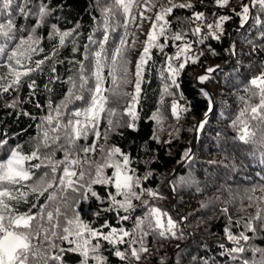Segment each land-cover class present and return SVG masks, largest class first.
Returning a JSON list of instances; mask_svg holds the SVG:
<instances>
[{"label":"snow or ice","instance_id":"6c2138e0","mask_svg":"<svg viewBox=\"0 0 264 264\" xmlns=\"http://www.w3.org/2000/svg\"><path fill=\"white\" fill-rule=\"evenodd\" d=\"M30 3L32 0H23L22 4L17 0H0V98L9 94L11 99L5 101V106L12 109L24 103L19 93L25 83L29 95H35L38 86L31 78L32 73L42 71V65L52 61L68 43L73 45L74 53L79 51L77 30H61L53 24L47 37L57 41L52 49L53 55L34 60L33 57L43 51L42 37L37 29L47 22L53 10L44 0L34 8L28 7ZM229 3L230 0H215L219 8ZM257 6L264 13V0L242 3L239 12L232 9L240 18L241 26L248 21L251 8ZM192 7L191 0L179 3L167 0L166 4L161 0H98L100 19L97 28L87 37L83 59L72 61L78 67L62 81L67 86L63 98L58 103L48 99L46 105L35 104L36 108L46 109V112L36 125L37 135L31 150L25 152L20 144L13 146L0 138V264H61L66 251L78 254L80 264H107L102 241L113 246L116 257L130 264L131 260L140 261L141 254L149 251L146 241L150 236L183 238L179 222L152 203L163 199V196L143 186V182L152 175L151 170L138 175V169L131 166V156L119 146L110 144L109 139L123 126L124 116L130 118L127 126L134 128V122L139 118L137 107L146 74L155 67L150 63L154 50L164 57L156 69L162 81L161 106L165 102L164 97H173L171 115L177 121L181 113L190 110L180 103L183 94L176 98L172 89H179L178 77L189 63H198L199 55H203L202 52L199 55L193 53V44H203L205 36L219 40L224 32L223 23L231 19L228 15H220L213 22L204 23L205 14L193 12L194 21L200 23L191 30L198 39L190 41L187 32L173 30L168 17L176 8ZM17 8L21 16L35 17V24L18 28L15 19ZM149 14H153L154 19ZM143 22L151 25L146 34ZM133 27L135 31H132ZM204 28H207V33H204ZM101 30L102 38L95 39V32ZM113 33L118 39L113 37ZM141 35L146 38L135 58L133 71L130 53L137 50ZM170 46L175 49L171 54L166 52ZM230 50L234 52V46ZM218 68V65L206 68L196 77L197 81L203 85ZM51 72L49 84L44 86L49 93L53 91L49 85L60 80L55 64ZM129 85L132 86L131 92L127 91ZM200 91L208 100V108L204 118L194 125L196 132L204 129L215 104L206 89L201 88ZM12 93L16 95L12 96ZM124 98H127L124 101L127 106L121 112L113 105ZM240 101L243 106L231 126L241 142L255 144L264 150V69L248 81ZM20 114L31 115L27 111ZM150 119L157 126H162L167 117L161 107L152 113ZM102 122L105 127H102ZM152 138L159 142L155 134ZM190 152L191 149L184 152L185 159H191ZM139 163L147 165L151 161L140 160ZM193 179L181 176L169 183L175 191L178 186L191 184ZM94 186H104L106 196L101 197ZM249 192V206H252L251 202H258L255 215L236 221L244 223L245 230L239 235L225 229L228 240L234 245L225 252L235 261L243 260V264L249 262L239 255L247 250L241 241L246 244L250 240L246 233L255 232V223L264 221V207H260L264 204V182L253 186ZM257 192L261 195H255ZM91 198L107 202L103 210L116 212L118 224L132 220V228L115 227L107 221L95 227L91 220L83 217L82 208L77 207L81 201ZM22 206H27L26 210H22ZM137 208L141 215H135ZM222 211L227 214L229 210L224 208ZM121 212L125 214L120 215ZM184 219L186 217H181ZM229 219L231 221V217ZM124 244L127 248L121 250L118 245Z\"/></svg>","mask_w":264,"mask_h":264},{"label":"trees","instance_id":"16d2710c","mask_svg":"<svg viewBox=\"0 0 264 264\" xmlns=\"http://www.w3.org/2000/svg\"><path fill=\"white\" fill-rule=\"evenodd\" d=\"M39 2L40 0H32L28 7L34 8ZM44 2L48 3L53 11L47 22L37 29L42 37L43 51L33 59L41 60L45 56L53 55L52 49L57 41L47 38L53 24L61 30H77L79 51L74 53L73 45L68 43L59 50L52 61H46L42 65V71L32 73L31 78L36 80L38 88L35 95L30 96L27 83L24 84L19 93L24 103L19 108L12 109L5 106V101L11 99L9 94L0 98V138L8 140L13 146L20 144L25 152L33 147L34 137L37 135L36 125L40 116L46 112V109L36 108L35 104L46 105L48 99L58 103L63 98L67 86L62 84V81L72 75L74 68L78 67V65L74 66L72 61L83 59L84 45L88 43L87 37L94 33L97 21L100 19L98 0H44ZM161 2L166 4L167 0ZM176 2H185V0H176ZM17 3L22 4L23 0H17ZM191 3L192 8H176L168 17L172 22L173 30L187 32L190 41L197 40V36L192 35L191 31L194 28L190 20L193 12L207 11L211 16L228 15L231 19L223 23L224 32L219 40L208 37L203 44H193L200 46L203 55H199L198 63H189L178 77L179 89H172L176 93V98L183 94L184 98L180 103L190 110L181 113L177 121L171 115L173 97H164L165 102L161 106L162 81L156 69L161 66L164 57L154 50L153 61L150 63L155 67L146 74L142 97L137 107L139 118L134 122V128L127 126L130 118L124 116L123 126L113 132L109 139L110 144L119 146L131 156L133 159L131 166L138 169V175H143L148 169L151 170L152 175L143 182V186L152 188L163 196V199L154 200L152 203L177 220L179 232L183 233L182 239L171 237L162 239L155 235L148 237L146 243L149 251L141 254L140 261L131 260L130 264H162V262L163 264H243V260L235 261L225 252V249L234 246L228 240L225 229L229 228L234 235H239L245 230L244 223H236V221L255 215L258 202H251L252 206H249L250 201L247 196L251 194L249 190L253 186L264 182V150L259 149L255 144L241 142L237 138L236 130L231 126L232 120L243 106L240 96L244 95L248 81L264 69V13L258 6L253 7L248 21L241 26L240 18L232 9L239 12L241 4L250 3V0H230V3L222 8L215 5V0H191ZM149 15L154 19L153 14ZM15 19L18 28L35 24V17L21 16L18 8L15 10ZM150 26L149 22H143L142 28L145 34ZM135 30L133 27L132 31ZM118 31L123 30L118 29ZM112 35L118 39L115 33ZM94 38L101 39L102 30L95 32ZM145 38L141 35L137 50L130 53L133 71L135 58L139 55ZM231 46H234L232 58ZM166 52L171 54L174 48L170 46ZM220 61L224 62V66L210 74L211 79L205 81L206 86L215 96L214 110L209 114L204 129L198 133L191 159H187L171 178L175 180L181 176H191L194 178L193 182L178 186L173 191L169 183L171 174L179 163L186 160L183 154L192 144L196 132L193 130L194 125L204 118L208 108V100L201 94L196 77L206 68ZM53 64L60 80L49 85L53 89L49 93L44 86L49 84V77L53 75L51 72ZM127 91H132L131 85L128 86ZM11 95L15 96L16 93ZM126 99L113 106L120 108L122 112L127 106L124 102ZM161 107L167 119L162 126H157L150 116ZM21 111H27L31 115H22ZM105 126L102 122V127ZM154 134L159 137V142L152 138ZM100 142L103 143L102 140ZM140 160H148L151 163L146 165L139 163ZM94 188L101 197L106 196L104 186H94ZM255 195L261 194L257 192ZM144 198L148 199L147 196ZM77 207L82 208L83 217L91 220L95 227L107 221L115 227L132 228V220L118 224L116 212L103 210L107 207V202L101 203L100 200L91 198L81 201ZM260 207H264V204H260ZM26 208L27 206H22V210ZM224 208L229 210L227 214L222 211ZM97 212L99 215H96ZM124 214L120 213V215ZM141 214L140 209L137 208L135 215ZM181 217L186 219L181 220ZM255 227V232L246 233L250 236V240L246 244L241 241L247 250L239 255L248 260L249 264H264V221H257ZM221 245H224V248H221ZM64 247L69 246L64 245ZM118 247L124 250L127 245H118ZM114 250L112 245L102 241V252L107 258V264H129V261H121L116 257L113 254ZM80 260L78 254L66 251L61 264H80Z\"/></svg>","mask_w":264,"mask_h":264},{"label":"water","instance_id":"95a60500","mask_svg":"<svg viewBox=\"0 0 264 264\" xmlns=\"http://www.w3.org/2000/svg\"><path fill=\"white\" fill-rule=\"evenodd\" d=\"M252 9V8H251ZM250 15H251V11H250ZM237 27H241V26H237ZM233 52H231V58L233 57ZM219 66V68L220 67H222V66H224L222 63H218V64H214V65H212L211 67H214V66ZM204 73V71L203 72H201L200 74H203ZM199 74V75H200ZM198 85H199V88L201 89V88H204V89H206L207 90V92L210 94V96H211V98L215 101V96H214V93H213V91L211 90V89H209L206 85H205V83L203 84V85H201L199 82H198ZM198 133L199 132H195V135H194V138H193V141H192V144H191V146H190V149H191V152H190V155L192 156V151H193V148H194V144H195V141H196V139H197V137H198ZM187 161V159L186 160H184V161H182L181 163H179L176 167H175V169H174V171L172 172V174H171V177H170V181H171V178H172V176L174 175V173H175V171L176 170H178L185 162ZM169 181V182H170ZM170 188L172 189V187L170 186ZM173 190V189H172Z\"/></svg>","mask_w":264,"mask_h":264},{"label":"built area","instance_id":"2783aa9c","mask_svg":"<svg viewBox=\"0 0 264 264\" xmlns=\"http://www.w3.org/2000/svg\"><path fill=\"white\" fill-rule=\"evenodd\" d=\"M202 12L205 14V17H206V20L204 21V23H211L218 17L216 15L211 16V14H209L207 11H202ZM190 20L192 21L194 27L200 23L199 21H194V18L192 17V15L190 17ZM203 31H204V33H207L208 30H207V28H204ZM207 38H208V36H205V39H207ZM174 51H175V49H174ZM200 52H201L200 46H193V53L194 54L199 55ZM107 231H105V232H107Z\"/></svg>","mask_w":264,"mask_h":264},{"label":"rangeland","instance_id":"374dc122","mask_svg":"<svg viewBox=\"0 0 264 264\" xmlns=\"http://www.w3.org/2000/svg\"><path fill=\"white\" fill-rule=\"evenodd\" d=\"M253 8V7H252ZM231 52H233V51H231ZM219 63H222V61H220ZM218 64V63H217ZM199 76V75H198ZM206 85V84H205Z\"/></svg>","mask_w":264,"mask_h":264}]
</instances>
